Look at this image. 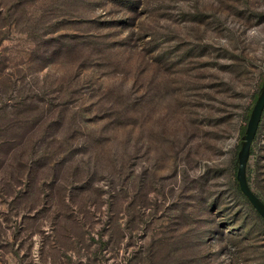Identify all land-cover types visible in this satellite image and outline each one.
Returning <instances> with one entry per match:
<instances>
[{
	"label": "rangeland",
	"instance_id": "1",
	"mask_svg": "<svg viewBox=\"0 0 264 264\" xmlns=\"http://www.w3.org/2000/svg\"><path fill=\"white\" fill-rule=\"evenodd\" d=\"M263 88L264 0H0V264H264Z\"/></svg>",
	"mask_w": 264,
	"mask_h": 264
},
{
	"label": "water",
	"instance_id": "2",
	"mask_svg": "<svg viewBox=\"0 0 264 264\" xmlns=\"http://www.w3.org/2000/svg\"><path fill=\"white\" fill-rule=\"evenodd\" d=\"M264 112V88L256 101L252 110L251 117L246 129V133L242 140V149L239 155V167L237 179L242 192L248 197L249 201L264 218V201L254 192L247 180V163L251 156V148L253 141L257 135L262 116Z\"/></svg>",
	"mask_w": 264,
	"mask_h": 264
},
{
	"label": "trees",
	"instance_id": "3",
	"mask_svg": "<svg viewBox=\"0 0 264 264\" xmlns=\"http://www.w3.org/2000/svg\"><path fill=\"white\" fill-rule=\"evenodd\" d=\"M263 114H264V112H263ZM259 128H260V126H259ZM258 131H259V129H258ZM244 133H246V131H244ZM245 135V134H244ZM257 135H258V132H257ZM257 135H256V137H255V141H256V138H257ZM255 141H253V144H254V142ZM253 146V145H252ZM253 153V150H252V148H251V154ZM236 164H237V168L239 167V162H236ZM237 173H238V171H237ZM238 180V179H237ZM237 185H238V187H240V184H239V181H237Z\"/></svg>",
	"mask_w": 264,
	"mask_h": 264
}]
</instances>
